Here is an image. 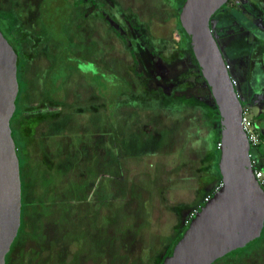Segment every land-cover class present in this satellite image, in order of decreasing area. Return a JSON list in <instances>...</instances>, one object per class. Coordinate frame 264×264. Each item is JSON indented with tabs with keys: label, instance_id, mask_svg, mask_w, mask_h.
I'll return each mask as SVG.
<instances>
[{
	"label": "rangeland",
	"instance_id": "rangeland-1",
	"mask_svg": "<svg viewBox=\"0 0 264 264\" xmlns=\"http://www.w3.org/2000/svg\"><path fill=\"white\" fill-rule=\"evenodd\" d=\"M239 1L216 13L212 29L243 107L258 118L252 103L264 107L253 90L264 84V10L261 1ZM185 2L0 0V26L22 55L11 120L24 179L22 226L6 264H103L107 256L109 264H160L172 237L220 187L219 111L179 22ZM129 89L159 113L142 110L137 120L124 109L130 127L119 120V137L110 135L102 153L87 150L107 106L118 109L126 98L117 94ZM258 131L251 153L264 168ZM80 151L88 162L72 160ZM116 155L122 161L114 171ZM83 164L88 176L74 180ZM106 179L123 190L118 224L109 223V203L59 202L70 182L90 180L104 191ZM53 193L56 203L47 199ZM245 254L219 264H264V230Z\"/></svg>",
	"mask_w": 264,
	"mask_h": 264
},
{
	"label": "water",
	"instance_id": "water-1",
	"mask_svg": "<svg viewBox=\"0 0 264 264\" xmlns=\"http://www.w3.org/2000/svg\"><path fill=\"white\" fill-rule=\"evenodd\" d=\"M229 0H186L180 23L220 116L222 187L188 224L164 264H214L257 244L264 230V188L243 127V103L212 29ZM19 56L0 30V264L22 226L21 162L11 120L21 91Z\"/></svg>",
	"mask_w": 264,
	"mask_h": 264
},
{
	"label": "trees",
	"instance_id": "trees-1",
	"mask_svg": "<svg viewBox=\"0 0 264 264\" xmlns=\"http://www.w3.org/2000/svg\"><path fill=\"white\" fill-rule=\"evenodd\" d=\"M179 22H180V20H179ZM0 30L2 31V33L4 34V36L8 39V41L10 42V44L13 46L14 50L18 53V56H19V68H20L21 65H22V55L20 53L21 52V47L20 46L18 47L17 46L18 44L16 45V42L17 41L11 39L10 36L7 34L6 30L3 27L0 26ZM115 32H116L117 35H120V33L117 30H115ZM125 42L127 43V41H124V43ZM191 53H192V58L194 59V62L198 65V62H197V60H196V58H195L194 53H193L192 50H191ZM202 79L205 81V79L203 78V76H202ZM95 82L98 83L97 80H95ZM101 84L102 83H100L99 86H101ZM20 85L22 86L21 83H20ZM100 88H102V87H100ZM21 90H22V87H21ZM17 101H18V99H17ZM219 120H220V116H219ZM220 140H221V135H220ZM121 145H122V143H121ZM80 152H81V156H83L84 154L82 153V151H80ZM218 153H219L218 154V157L220 158V150L219 149H218ZM73 159H75L76 163L77 162H80V160H81V159H79L77 157V155L74 158H72V160ZM120 159H121V157H119L118 155L115 156L116 162L114 163V167H113L114 168V171L119 166L120 161H122ZM82 167H83V170L82 171H84L86 169L85 168V165L83 164ZM88 173L89 172L86 169L85 173H83V174L75 177L74 180H76L80 176H82L83 178H86L88 176ZM112 173H114V172H112ZM119 173H118V175H119ZM21 177H22V182L24 183V179H23L22 174H21ZM114 182H116V183L113 184V182H110L109 179H106V181L102 184V189L104 188V191H98L94 187V185L91 183L90 180H87L84 185H79L80 181H77V183L75 185H72L73 187L71 186V182H70L68 188H66V189H62L61 188V191H62L61 192V196H60L61 197V199H60L61 201H59V202L66 203L67 208H70L73 205V203H75L74 202V199L75 200H78L79 202H81V201L82 202H84V201H86V202L90 201L91 202L92 201L93 203H97V202H101V203H104V204H106V203L108 204L109 203L108 204V207H107V208H109V223L112 224V225L113 224H118V222L120 221V217H119L118 211H119V208H120V204L122 203L120 201V198H121V191H123V190H121L120 186L118 185L119 183H117V181H114ZM87 184H89V185H87ZM85 185H87V186L85 187ZM116 185H118L117 188H116ZM90 190H92V194L94 193V197H93L94 199L93 200H89L92 197H88V194H90V192H89ZM53 192H56L55 191V187H54ZM56 196H57V194H54L53 193V194H51V197H48L47 199L51 200L52 203H56V202H58V201H55V199H56L55 197ZM47 199H46V202L47 203H51V202H48ZM95 200H99V201H95ZM41 204H44V203L41 202ZM206 204L207 203H204L202 205V203H201L202 206L200 207V209L203 206H205ZM187 228H188V224L185 225L182 229L178 230L176 232V234L172 237V239H171V241L169 243L168 250L165 253V255H164V257H163V259H162V261H161L160 264H164V262L169 258V256L171 255V253L173 251L174 246L181 239V237L183 236V234L187 230ZM254 246H252V247H254ZM248 250L243 251L241 253H235V254L226 256V257H224L222 259L217 260L214 264H219L220 262H222L224 260H227V259L233 260L234 259V256H236L235 258H237V256H239V260H242V258L245 259V257H246V254L245 253H247ZM235 260H237V259H235ZM103 264H109V262H108V256L107 257H104Z\"/></svg>",
	"mask_w": 264,
	"mask_h": 264
},
{
	"label": "crops",
	"instance_id": "crops-1",
	"mask_svg": "<svg viewBox=\"0 0 264 264\" xmlns=\"http://www.w3.org/2000/svg\"><path fill=\"white\" fill-rule=\"evenodd\" d=\"M262 74H261V76H262L261 79L264 82V73H262ZM258 82H260V81H258ZM263 85H260V83H259V87L255 85V86H253V90L255 91L254 93L261 94V96L264 98V86ZM132 94L133 93L130 91V89H129V92H125L123 94L120 93L119 95L117 94V96H125V98H126L127 101L125 100V101H119V102H117L115 105L118 106V109L116 108V110L114 112H111V111L108 112V106H107V110H106L107 114L104 116L105 119H104V121H102V123L100 125L101 126V130H99L97 132L95 131V133H90L93 137L91 138L89 144L86 143L89 146L87 148V150H89V148H90V150L93 149V153L94 154H98V152L102 153L103 152L102 149L105 150L106 149L105 148V145H108V143L110 141V138H109L110 135H113L114 132H117V136L119 137V131L120 130H118V128H117L118 127V124H119L118 123L119 120H123L125 122V125L127 124L128 127H130L131 123H129V120H125L124 119V113H123L124 112L123 111L124 109H126V108L133 109L132 112H133L134 115H136L135 116V119H137V120H138V118L140 116L139 113L142 112V110L151 109V110H154L157 113H159V111H157V109H155L156 106H154L153 104H151V102L148 99H145L144 98V99L141 100V97L140 96L137 97L135 94H133V95ZM252 99H254V96H253ZM111 101H113V100L110 99L109 102H111ZM128 101L129 102L132 101L133 103H126ZM256 101L257 100H255V102L252 103V104H253V106L257 105L259 107L260 115H259L258 118L257 117L254 118L255 124L257 125L258 128L261 127L262 129H264V127L261 125L262 123H264V107H261V105L260 104H257ZM162 110L163 109H161V111ZM110 129H113L115 131L111 132ZM135 129H137V127ZM133 132H134L133 133L134 136L136 137V130H134V128H133ZM220 133H221V131H220ZM94 143H96V144H94ZM95 148L97 149V151H94ZM82 153L84 155L81 156L80 159H84V162H88V158H87L86 151L85 152H82ZM80 166H82V165H79V167ZM86 166H89V164H87ZM85 168L89 169L90 167H85Z\"/></svg>",
	"mask_w": 264,
	"mask_h": 264
},
{
	"label": "built area",
	"instance_id": "built-area-1",
	"mask_svg": "<svg viewBox=\"0 0 264 264\" xmlns=\"http://www.w3.org/2000/svg\"><path fill=\"white\" fill-rule=\"evenodd\" d=\"M250 112L251 110L247 108L246 106V108H244L243 110V123L242 124H243L245 132L248 135L250 145H251V150L255 154V150L257 149L258 146H260L261 142H260V134L258 131L259 128L255 124L254 118L250 115ZM221 147H222V143H219V149H221ZM253 153H251V159H252V165L254 168V172H255L256 178L259 181L260 185L264 188V168L259 167L260 163L257 161L256 158H254ZM221 187H222V183L218 189H220ZM218 189L216 191H218ZM212 197L213 196H208V198H206L205 203H208L212 199ZM197 212L198 211H195L192 214L191 219L196 215ZM191 219H189V221H187L186 224H189Z\"/></svg>",
	"mask_w": 264,
	"mask_h": 264
},
{
	"label": "flooded vegetation",
	"instance_id": "flooded-vegetation-1",
	"mask_svg": "<svg viewBox=\"0 0 264 264\" xmlns=\"http://www.w3.org/2000/svg\"><path fill=\"white\" fill-rule=\"evenodd\" d=\"M231 1H232V0H229L228 3L231 2ZM235 1H236V5L239 6L240 3H241V1H239V0H235ZM251 1H253V0H251ZM255 1H261V3H260V4L262 5L261 7H262V9L264 10V0H255ZM227 5H228V4H227ZM227 5H226V6H227ZM224 8H225V7H224ZM215 15H216V14H215ZM215 15H214V16H215ZM214 16H213V17H214ZM212 20H213V19H212ZM212 27H213V23H212ZM256 53H257V52H255V54H256ZM261 55H262V54H261Z\"/></svg>",
	"mask_w": 264,
	"mask_h": 264
}]
</instances>
